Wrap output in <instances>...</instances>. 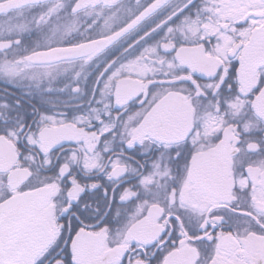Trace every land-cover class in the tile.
<instances>
[{
  "label": "flooded vegetation",
  "instance_id": "flooded-vegetation-1",
  "mask_svg": "<svg viewBox=\"0 0 264 264\" xmlns=\"http://www.w3.org/2000/svg\"><path fill=\"white\" fill-rule=\"evenodd\" d=\"M0 264H264V0L1 11Z\"/></svg>",
  "mask_w": 264,
  "mask_h": 264
},
{
  "label": "water",
  "instance_id": "water-1",
  "mask_svg": "<svg viewBox=\"0 0 264 264\" xmlns=\"http://www.w3.org/2000/svg\"><path fill=\"white\" fill-rule=\"evenodd\" d=\"M26 2V0H12L0 5V12L13 6H18Z\"/></svg>",
  "mask_w": 264,
  "mask_h": 264
}]
</instances>
